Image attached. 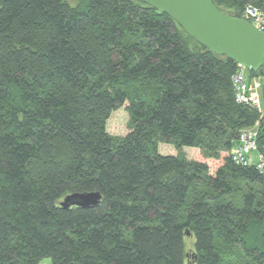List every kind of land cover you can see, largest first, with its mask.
<instances>
[{
  "label": "trees",
  "instance_id": "trees-1",
  "mask_svg": "<svg viewBox=\"0 0 264 264\" xmlns=\"http://www.w3.org/2000/svg\"><path fill=\"white\" fill-rule=\"evenodd\" d=\"M237 71L143 0H0V264H264V174L231 160L264 116Z\"/></svg>",
  "mask_w": 264,
  "mask_h": 264
},
{
  "label": "water",
  "instance_id": "water-1",
  "mask_svg": "<svg viewBox=\"0 0 264 264\" xmlns=\"http://www.w3.org/2000/svg\"><path fill=\"white\" fill-rule=\"evenodd\" d=\"M148 6L171 17L197 43L228 57L254 72L264 65V33L246 20L231 17L212 0H143ZM98 193L67 197L64 208H90L101 201Z\"/></svg>",
  "mask_w": 264,
  "mask_h": 264
},
{
  "label": "built area",
  "instance_id": "built-area-1",
  "mask_svg": "<svg viewBox=\"0 0 264 264\" xmlns=\"http://www.w3.org/2000/svg\"><path fill=\"white\" fill-rule=\"evenodd\" d=\"M243 20L248 21L264 33V12L248 6L245 9ZM264 67V65H263ZM262 67V68H263ZM264 73V72H263ZM250 70L238 64V71L234 76L237 103L247 105L264 116V74L259 77H250ZM257 128L240 134L239 140L231 151V160L242 168H254L264 174V148L257 142Z\"/></svg>",
  "mask_w": 264,
  "mask_h": 264
},
{
  "label": "rangeland",
  "instance_id": "rangeland-1",
  "mask_svg": "<svg viewBox=\"0 0 264 264\" xmlns=\"http://www.w3.org/2000/svg\"><path fill=\"white\" fill-rule=\"evenodd\" d=\"M120 116H121V114H120ZM123 117L124 118H122V119L121 118H117L116 119L117 122L115 121L116 125H118L119 128L117 126L116 127L118 128V131H120V132H126L127 131L126 125H127V119L128 118L126 116H123ZM113 125H115V124L113 123ZM256 230L260 231V234L258 235V236H260L262 230L259 227H256ZM258 236L254 233L252 235V237H251L253 239L249 240L248 241V244H249L250 247L259 248L260 250L264 251V242L258 241L257 240L258 239ZM40 264H52V262H51L50 259H45Z\"/></svg>",
  "mask_w": 264,
  "mask_h": 264
}]
</instances>
